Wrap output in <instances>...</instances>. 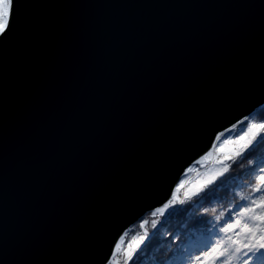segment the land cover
<instances>
[{
  "label": "water",
  "instance_id": "obj_1",
  "mask_svg": "<svg viewBox=\"0 0 264 264\" xmlns=\"http://www.w3.org/2000/svg\"><path fill=\"white\" fill-rule=\"evenodd\" d=\"M262 107L264 0H15L0 35V264H108Z\"/></svg>",
  "mask_w": 264,
  "mask_h": 264
},
{
  "label": "trees",
  "instance_id": "obj_2",
  "mask_svg": "<svg viewBox=\"0 0 264 264\" xmlns=\"http://www.w3.org/2000/svg\"><path fill=\"white\" fill-rule=\"evenodd\" d=\"M252 124H264V107L224 133L223 137H243V144L232 154L210 151L214 160L201 168H217L219 172L211 183L196 188L199 181L195 178L176 189L167 214L160 215L155 209L130 226L118 241L109 264H175L188 246L204 242L234 211L249 204L240 199L241 195L255 199L259 194L253 196L252 187L264 167V142L259 145L260 135L253 139L247 134ZM187 176L185 172L182 178Z\"/></svg>",
  "mask_w": 264,
  "mask_h": 264
},
{
  "label": "snow or ice",
  "instance_id": "obj_3",
  "mask_svg": "<svg viewBox=\"0 0 264 264\" xmlns=\"http://www.w3.org/2000/svg\"><path fill=\"white\" fill-rule=\"evenodd\" d=\"M0 11L5 15H8L10 11L14 12L15 0H0ZM247 134H250L253 139L260 135L259 145H262L264 135L261 134H264V124H252ZM260 171L264 173V167ZM257 180L258 183L252 187V195H260L255 199L240 196L241 200H248L249 204L236 211L234 217H230L233 220L232 223L221 226L220 231L225 233L227 239L218 241L210 252L206 251L205 258L212 256L215 257V261L222 260L223 264H230L233 259L240 260L241 264H257L258 261L264 264V175L257 177ZM197 260L203 264L200 256H197Z\"/></svg>",
  "mask_w": 264,
  "mask_h": 264
},
{
  "label": "rangeland",
  "instance_id": "obj_4",
  "mask_svg": "<svg viewBox=\"0 0 264 264\" xmlns=\"http://www.w3.org/2000/svg\"><path fill=\"white\" fill-rule=\"evenodd\" d=\"M9 19V14L5 15L2 11H0V35L4 31ZM224 135V134H223ZM223 135H218L220 139L216 140L214 145L212 147V150H218L224 153V155L232 154L236 148H238L240 145L243 144V139L237 138L233 139L230 137H223ZM207 152L205 155H203L201 158H199V164L191 165L187 170L186 173L188 174L187 178H181L180 181L177 183V186L175 187L172 197L174 195V192L177 190H180L181 188H184L188 182L194 180L195 178H198L199 182H196V188L202 186V183H206L210 181V179L214 178V176L219 172L214 167L210 168L207 167L205 169H202L201 167L207 166L214 160L213 152ZM261 175H264L262 173ZM177 189V190H176ZM184 196H187L188 192H184ZM260 195V194H259ZM171 197V198H172ZM178 198V196H176ZM248 205V204H247ZM243 205L240 206L238 210H241L242 207L247 206ZM171 207V202L169 201L165 203L164 205L157 208V212L160 215H165L169 211ZM257 212H259V209H257ZM236 211L233 212V214L230 217L235 216ZM228 218V220L223 224L226 225L228 223H232L233 220ZM222 225L217 227L213 230V232L210 234V237L204 242H201L200 244H191L186 248V251L182 255V257L175 263V264H201L200 260H197V256H200L203 260V264H223V261H215V257H207L205 258V252L211 251V248L216 245L218 241H222L224 239H227L225 233L220 231ZM231 235V233H230ZM242 238V237H241ZM239 239V238H238ZM140 246V245H139ZM230 264H241L240 260L233 259ZM257 264H260V261L257 262Z\"/></svg>",
  "mask_w": 264,
  "mask_h": 264
},
{
  "label": "bare ground",
  "instance_id": "obj_5",
  "mask_svg": "<svg viewBox=\"0 0 264 264\" xmlns=\"http://www.w3.org/2000/svg\"><path fill=\"white\" fill-rule=\"evenodd\" d=\"M114 255H115V250L113 251V254H112L111 259L114 257ZM111 259H110L109 263L111 262ZM109 263H108V264H109Z\"/></svg>",
  "mask_w": 264,
  "mask_h": 264
}]
</instances>
